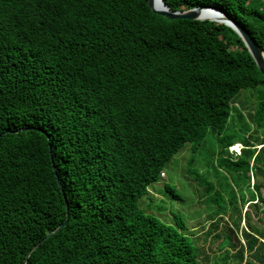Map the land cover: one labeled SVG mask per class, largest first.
<instances>
[{
  "label": "trees",
  "instance_id": "1",
  "mask_svg": "<svg viewBox=\"0 0 264 264\" xmlns=\"http://www.w3.org/2000/svg\"><path fill=\"white\" fill-rule=\"evenodd\" d=\"M148 1L0 0V264L65 220L25 264H264V74L230 27ZM163 1L264 51V0ZM181 156L190 197L150 191Z\"/></svg>",
  "mask_w": 264,
  "mask_h": 264
},
{
  "label": "water",
  "instance_id": "2",
  "mask_svg": "<svg viewBox=\"0 0 264 264\" xmlns=\"http://www.w3.org/2000/svg\"><path fill=\"white\" fill-rule=\"evenodd\" d=\"M148 6L151 9L152 12L165 17L166 19H187V20H196V21H211V22H217L222 23L231 29H233L238 36L241 38L242 42L244 43L245 47L247 48L250 56L254 60L255 64L257 65L259 71L264 74V51L253 41V39L250 37L249 33L243 29L238 23H236L233 19H231L227 14H225L221 9L215 8V7H207V6H200L197 8L189 9L183 12H175L170 10V8L165 4L163 0H149ZM211 12L216 14L218 17H220V20H213V19H207L202 16L203 12ZM57 184L60 188V191L62 193V196L64 198L65 202V208L66 212H68V204L64 197V193L62 191L60 181L57 178V174H55ZM68 216V214H67ZM66 224V220L64 223L58 226L56 230L51 232L49 235L44 237L39 243H37L35 246H33L29 252L27 253L23 264H25L29 258V256L34 252L45 240H47L53 233L60 230L64 225Z\"/></svg>",
  "mask_w": 264,
  "mask_h": 264
},
{
  "label": "rangeland",
  "instance_id": "3",
  "mask_svg": "<svg viewBox=\"0 0 264 264\" xmlns=\"http://www.w3.org/2000/svg\"><path fill=\"white\" fill-rule=\"evenodd\" d=\"M247 97H248V96H247ZM248 99H249V97H248ZM249 100L253 101L252 98H250ZM240 148H241V145H240V144H235V145L231 148L230 151H234L235 153H238V151H239ZM188 154H189V153H185L184 155L186 156V155H188ZM184 155H183V156H184ZM185 156H184V157H185ZM187 161H188V158H187V159H184V158H182V156L179 157V158L177 159L176 173H175L174 170H169L168 173H166V174L164 175V178H165V179H162V180H160L157 184L153 185V187L150 188V191H151L153 188H154L155 190H161V189H163V187L165 186V184H169V185H171L172 187L175 186V188L178 190L177 192H178L180 195L184 194L186 198H189V197H190V193H189V192H186L187 190H186V189L184 190L183 187H181L180 184L184 183V181H183L182 178H180V176H179V175H180L179 173L183 171V168H184V166L186 165ZM182 167H183V168H182ZM173 179H174V183H173ZM191 182H192L193 186H195V184H194L193 181H189V184H191ZM186 183H188V181H187ZM181 188H182V189H181ZM183 192H186V193H183ZM153 193H154L155 196L157 195L155 192H153ZM148 204H149V203H147V204L144 203L145 207H148ZM160 204H161L160 201L157 200V199H155L154 202H152V203L149 205L151 212H154L155 214H158V212H161V211H160L161 209H159ZM167 207H168V206H167ZM177 207H178V208H177ZM177 207H176L177 209L174 210V214H176V215H181V216H182V214H183V215L186 216L187 218H191V216H189V214H190L191 212L189 213V210H185L186 207H183V206H182V207H179L178 205H177ZM165 209H166V208H165ZM168 209H169V208H168ZM164 212H165L167 215L169 214V213H168V210H165ZM172 215H173V214H172ZM172 215L169 216V217L171 218ZM188 216H189V217H188Z\"/></svg>",
  "mask_w": 264,
  "mask_h": 264
},
{
  "label": "bare ground",
  "instance_id": "4",
  "mask_svg": "<svg viewBox=\"0 0 264 264\" xmlns=\"http://www.w3.org/2000/svg\"><path fill=\"white\" fill-rule=\"evenodd\" d=\"M202 16L207 19L220 20V17H218L216 14L207 11L203 12Z\"/></svg>",
  "mask_w": 264,
  "mask_h": 264
}]
</instances>
